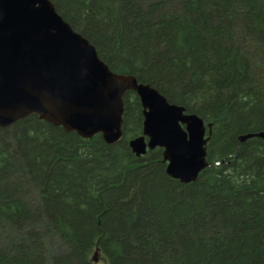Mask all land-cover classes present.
<instances>
[{"label":"trees","instance_id":"16d2710c","mask_svg":"<svg viewBox=\"0 0 264 264\" xmlns=\"http://www.w3.org/2000/svg\"><path fill=\"white\" fill-rule=\"evenodd\" d=\"M51 1L114 73L212 124L210 166L182 183L162 148L136 156L133 91L113 144L0 127V264H264V140L238 143L264 131V0Z\"/></svg>","mask_w":264,"mask_h":264},{"label":"water","instance_id":"95a60500","mask_svg":"<svg viewBox=\"0 0 264 264\" xmlns=\"http://www.w3.org/2000/svg\"><path fill=\"white\" fill-rule=\"evenodd\" d=\"M127 91L138 96L143 116L142 134L129 141L132 152L140 156L160 147L166 173L182 183L194 181L210 166L211 123L135 77L114 73L51 0H0V127L34 114L113 144L123 136ZM249 137L264 140V131L240 135L238 143ZM177 158L183 163L175 165Z\"/></svg>","mask_w":264,"mask_h":264},{"label":"rangeland","instance_id":"374dc122","mask_svg":"<svg viewBox=\"0 0 264 264\" xmlns=\"http://www.w3.org/2000/svg\"><path fill=\"white\" fill-rule=\"evenodd\" d=\"M127 93V92H126ZM125 93V94H126ZM125 94H124V96H125ZM123 96V97H124ZM124 99V98H123ZM142 107V106H141ZM123 116H124V114H123ZM123 124V123H122ZM48 241V240H47ZM49 243V245L51 246V251H52V253H54L55 252V250L57 249V247L59 246V244L57 243V242H54L53 241V243H51V242H48ZM103 262V259H101V257L99 256L98 257V261H97V263L96 264H100V263H102Z\"/></svg>","mask_w":264,"mask_h":264},{"label":"snow or ice","instance_id":"6c2138e0","mask_svg":"<svg viewBox=\"0 0 264 264\" xmlns=\"http://www.w3.org/2000/svg\"><path fill=\"white\" fill-rule=\"evenodd\" d=\"M174 162H175V165H180V164L183 163V161L181 159H179V158H177L176 160H174Z\"/></svg>","mask_w":264,"mask_h":264},{"label":"bare ground","instance_id":"6f19581e","mask_svg":"<svg viewBox=\"0 0 264 264\" xmlns=\"http://www.w3.org/2000/svg\"><path fill=\"white\" fill-rule=\"evenodd\" d=\"M127 92H128V91H127ZM259 133H260V132H259ZM255 134H256V133H255ZM249 138H251V137H249ZM249 138H248V139H249ZM219 163H220V162H216V164H219Z\"/></svg>","mask_w":264,"mask_h":264}]
</instances>
